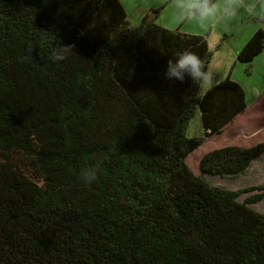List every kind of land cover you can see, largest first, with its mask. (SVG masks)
Masks as SVG:
<instances>
[{"label":"trees","instance_id":"obj_1","mask_svg":"<svg viewBox=\"0 0 264 264\" xmlns=\"http://www.w3.org/2000/svg\"><path fill=\"white\" fill-rule=\"evenodd\" d=\"M209 34L132 25L120 0H0V264H264V183L206 178L244 173L264 141L198 150L247 110L244 88L164 75L185 50L208 70ZM263 51L258 29L237 59Z\"/></svg>","mask_w":264,"mask_h":264},{"label":"rangeland","instance_id":"obj_2","mask_svg":"<svg viewBox=\"0 0 264 264\" xmlns=\"http://www.w3.org/2000/svg\"><path fill=\"white\" fill-rule=\"evenodd\" d=\"M126 13L127 19L132 25H138L144 19H150L169 29H178L193 34L202 33L208 36L210 49L213 51V59L208 71L212 75L210 85L201 88L204 93L210 86L225 79L231 72V78L244 88L247 98V110L229 125L220 135L209 139L202 147L200 153L226 146L240 145L250 147L264 141V51L255 57L251 67L248 63L237 59L242 49V37L247 31L246 25L217 23L201 25L196 21L180 22L176 19L175 12L166 0H120ZM160 13L155 15V10ZM204 128L200 114L192 119L189 135H203ZM197 150V151H198ZM196 153V152H195ZM198 153L190 156L188 164L191 170L199 173ZM215 185L230 189H238L264 183V154L255 159L252 165L238 176H206ZM252 191L244 193L239 201L256 193ZM257 211L264 213V199L252 205Z\"/></svg>","mask_w":264,"mask_h":264},{"label":"clouds","instance_id":"obj_3","mask_svg":"<svg viewBox=\"0 0 264 264\" xmlns=\"http://www.w3.org/2000/svg\"><path fill=\"white\" fill-rule=\"evenodd\" d=\"M174 10L176 19L180 22L196 21L202 26L205 24H228L239 16L246 15L260 27L264 28V0H166ZM47 30H41V38L45 39ZM74 45H62L50 53L49 59L60 62L68 59ZM31 51V48H29ZM168 81L184 82L190 79L203 88L210 85L212 75L207 70L204 61L193 51L185 50L175 54V59H169L165 71ZM101 168L98 161L94 166L84 167L80 171V178L90 185L97 179Z\"/></svg>","mask_w":264,"mask_h":264},{"label":"crops","instance_id":"obj_4","mask_svg":"<svg viewBox=\"0 0 264 264\" xmlns=\"http://www.w3.org/2000/svg\"><path fill=\"white\" fill-rule=\"evenodd\" d=\"M217 24V23H216ZM228 24H234V25H237V26H243V25H246L245 26V29L247 30L243 37H242V46H244L247 41L252 37V35L258 30V29H263L264 28H260L255 22L254 20H252L251 18H249L248 16L246 15H241L239 16L237 19H235L234 21L228 23ZM211 34V32H209ZM198 34V33H197ZM202 35V33H199ZM220 82V81H218ZM217 82V83H218ZM217 83H215L214 85H216ZM214 85L210 86L209 88L213 87ZM208 90V89H207Z\"/></svg>","mask_w":264,"mask_h":264}]
</instances>
